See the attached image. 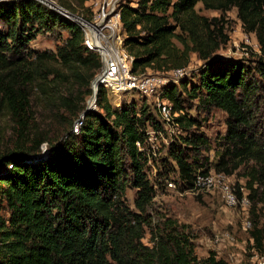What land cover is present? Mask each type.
<instances>
[{"label":"trees","instance_id":"1","mask_svg":"<svg viewBox=\"0 0 264 264\" xmlns=\"http://www.w3.org/2000/svg\"><path fill=\"white\" fill-rule=\"evenodd\" d=\"M87 1L59 3L70 12L87 10L90 16L81 17L89 20L93 10ZM199 3L220 15H202ZM119 7L135 71L187 68L193 53L203 61L190 88L187 76L180 86L163 87L182 133L169 143L164 171L155 179L177 171L185 190L198 169L208 172L196 156L210 140L201 118L185 111L184 94L197 101L191 109L225 111L227 146L215 170L243 171L253 222L248 236L264 251V0H138ZM234 8L243 30L260 45L253 65L215 55L230 39L227 13ZM56 28L69 35L55 51L30 49L38 34ZM100 67L76 21L40 0H0V120L9 116L15 126L12 146L0 141V264H230L215 250L199 257L190 234L170 218L152 226L147 213L156 184L147 167L153 155L137 142L146 141L149 127L163 128L162 122L145 103L114 107L103 86L98 110L82 106ZM70 79L82 90L61 94L60 104L71 114L83 112V123L78 133L69 130L42 153L46 140L29 133L32 89L40 87L44 100L54 103V89ZM128 189L136 190L134 207ZM148 230L151 245L144 242Z\"/></svg>","mask_w":264,"mask_h":264},{"label":"rangeland","instance_id":"2","mask_svg":"<svg viewBox=\"0 0 264 264\" xmlns=\"http://www.w3.org/2000/svg\"><path fill=\"white\" fill-rule=\"evenodd\" d=\"M60 5L59 0H52ZM131 2V5L136 6L138 0H119L120 5L123 2ZM61 6V5H60ZM86 6L96 9L97 6L92 1H87ZM62 7V6H61ZM64 8V7H63ZM198 11L202 15L206 16H218L220 11L205 9L202 3L197 5ZM67 10V9H66ZM74 13V12H73ZM79 16L88 17L89 12L84 9H79L77 13ZM92 17V15H91ZM229 41L226 45L221 47L215 55L218 57H230L244 59L247 64L253 65L251 60H254L255 55L260 52V45L254 34H248L243 30L242 23L237 17L236 8L227 13ZM68 31L62 28H56L54 32L40 33L32 40L29 47L32 51L53 50L55 51L58 46L62 45L68 37ZM203 61L198 57L197 53H193L191 61L187 66V80L190 82V88L193 84H196L198 78L197 74L201 68ZM148 74L156 75L158 77L171 76L167 73L156 72L148 69ZM193 75V76H192ZM195 76V77H194ZM94 79V78H93ZM90 82V88L92 89V81ZM180 81L176 82L179 85ZM73 79L65 81L60 87L54 89L56 96L54 100L56 102L50 103L45 101V97L40 87H33L32 89V119L30 121V134L37 136L38 140H46V143L42 145V150L46 154L50 145L59 144L62 138L69 130H72L74 122L80 118L84 113H73L63 107L60 103L62 101L61 94L70 95L71 91H81L82 88L75 85ZM180 86V85H179ZM92 93L86 96L82 106L87 108L88 100ZM186 110L190 111V114L199 116L202 120V130L208 136L210 143L206 151H202L196 158L200 162H204L208 171L215 170V165L220 159L222 152L227 144L225 143V133L227 131V113L219 108H212L210 111L199 110L196 108H190L191 105L196 104V100L192 99L187 94ZM73 97V96H71ZM114 107H118L117 104L123 102H137L139 105L145 103L149 105L156 115L158 122L161 121L159 110L156 106L155 95L144 96L136 92L125 93L121 98L110 96ZM115 100V101H114ZM58 101V102H57ZM116 103V104H115ZM60 104V105H59ZM264 120V115L262 116ZM264 126V123L262 124ZM148 129H153L149 127ZM15 126L9 116L3 117L0 120V141L2 145L12 146L15 142ZM182 133V130L177 131L176 127H168L164 130V138L158 137L160 144L157 155L153 156L152 162L148 164L147 172L149 178L156 184V195L153 199L152 205L149 207L148 215L151 216V224L154 227H161L163 222L167 218H170L177 222L178 225L190 234L195 245V253L199 257H206L210 250H213V245L210 239L217 231H230L236 236L245 239L248 232L243 230L244 216L241 215L236 209H229L224 207V203L219 196L218 192H204L195 190L187 191L180 187L183 181L179 180L177 171L172 172L170 175H166L162 179H155V175L164 171V159L168 156V146L171 140H176ZM42 152V153H43ZM201 169H198L197 173ZM216 171V170H215ZM218 172V171H217ZM243 172L241 169H237L234 173L230 174L231 181L235 184H244L245 178L240 176L239 173ZM229 175V174H228ZM173 180L176 183V188L169 187L168 182ZM136 197L135 189H128L127 199L129 204L134 207V198ZM261 221L264 222V211L262 212ZM151 229V228H150ZM150 230L147 231V235L144 238V242L151 245L149 242Z\"/></svg>","mask_w":264,"mask_h":264},{"label":"built area","instance_id":"3","mask_svg":"<svg viewBox=\"0 0 264 264\" xmlns=\"http://www.w3.org/2000/svg\"><path fill=\"white\" fill-rule=\"evenodd\" d=\"M97 8L93 9L92 17L87 20L81 17L78 24L84 34V46L88 51L96 52L101 60V67L94 77L97 89L103 86L108 96L121 98L125 93L136 92L144 96L155 95L156 106L159 110L162 127L148 129L146 141L137 142L139 150L150 158L157 155L160 144L158 137H164V130L173 127L174 117L172 102L163 95V87L169 82H178L188 75L187 68H177L166 72L165 77L139 72L133 69L134 56L125 46V32L121 20L119 0H90ZM96 98L87 104V109L98 110ZM93 94V93H92ZM92 96V95H91ZM115 101V100H114ZM122 103V102H121ZM121 103L117 104L118 106ZM116 104V103H115ZM84 114L78 118L72 131L78 133L83 123ZM176 127V126H175ZM179 130V127H176ZM169 187L176 188L173 180L168 182ZM195 190L218 192L224 207L236 209L244 216L243 230L248 232L253 227L251 219V200L243 184L239 186L231 181L230 175L215 170L195 175L193 185L187 191ZM240 238L230 231H217L210 239L218 255L223 256L230 264H264V251L260 250L253 238Z\"/></svg>","mask_w":264,"mask_h":264},{"label":"water","instance_id":"4","mask_svg":"<svg viewBox=\"0 0 264 264\" xmlns=\"http://www.w3.org/2000/svg\"><path fill=\"white\" fill-rule=\"evenodd\" d=\"M40 1H42L43 3L49 5L51 8H53V9L61 12L62 14H64L65 16L71 18L72 20L76 21L77 23L79 22L80 19H82L81 16H79V15L73 13V12H70V11L66 10L65 8L61 7L60 5H58L57 3H55L52 0H40ZM93 81H94V79H93ZM93 81H92V88H93V85L94 84L96 85V81L95 82H93ZM96 89H97V87L96 88H93V94H92V96L94 98H96V96H95L96 95ZM43 153H45V152H43Z\"/></svg>","mask_w":264,"mask_h":264},{"label":"bare ground","instance_id":"5","mask_svg":"<svg viewBox=\"0 0 264 264\" xmlns=\"http://www.w3.org/2000/svg\"><path fill=\"white\" fill-rule=\"evenodd\" d=\"M55 7H56V6H55ZM79 21H82V20L80 19ZM93 88H96V85H95V84L93 85ZM93 88H92V89H93ZM93 100H94V97L91 96V97L89 98V103H91Z\"/></svg>","mask_w":264,"mask_h":264}]
</instances>
